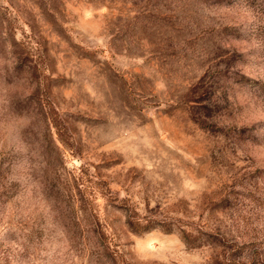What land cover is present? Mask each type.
Wrapping results in <instances>:
<instances>
[{
    "label": "rangeland",
    "instance_id": "374dc122",
    "mask_svg": "<svg viewBox=\"0 0 264 264\" xmlns=\"http://www.w3.org/2000/svg\"><path fill=\"white\" fill-rule=\"evenodd\" d=\"M0 264H264V0H0Z\"/></svg>",
    "mask_w": 264,
    "mask_h": 264
}]
</instances>
